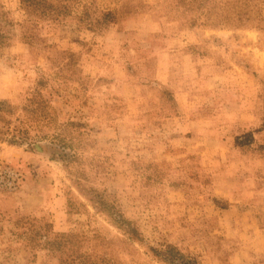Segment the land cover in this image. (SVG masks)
<instances>
[{
	"label": "rangeland",
	"instance_id": "rangeland-1",
	"mask_svg": "<svg viewBox=\"0 0 264 264\" xmlns=\"http://www.w3.org/2000/svg\"><path fill=\"white\" fill-rule=\"evenodd\" d=\"M84 1L44 16L0 0V168L20 173L0 190V264H62L54 241L118 264H166L165 245L264 264L257 8L244 24L237 0Z\"/></svg>",
	"mask_w": 264,
	"mask_h": 264
},
{
	"label": "trees",
	"instance_id": "trees-1",
	"mask_svg": "<svg viewBox=\"0 0 264 264\" xmlns=\"http://www.w3.org/2000/svg\"><path fill=\"white\" fill-rule=\"evenodd\" d=\"M69 0H59L58 4L52 5L50 0H21V4L24 5V7H37L39 6L42 10V14L45 16L50 15V11L55 10L57 15H63V14H70L68 11V8L77 6H82L84 8H88L89 3L85 2L84 0H75V3L69 4ZM182 4L189 5L188 1L181 0ZM241 5L237 4V6H241L242 11H239L238 13V21L243 22L245 24L246 20H249V17L245 15H248L249 12H252V8L254 6L257 8L258 13L260 15L259 20L264 21V16H262V4L264 3V0H237ZM226 3H229V1H224V6ZM196 5V7H208L209 11H214V8L217 6L216 0H192V6ZM190 8V7H189ZM232 6H229L228 9H231ZM112 11H106L103 13V17L107 19L108 17L112 16ZM230 19H227V23L231 24ZM219 22V21H217ZM214 22L212 23L214 26H217L218 24L222 25L224 22ZM9 36L5 35L4 31L2 32L0 30V46H4L8 43ZM247 136V135H246ZM247 139H237L236 143L239 145H245L252 142V135L249 133ZM115 222L118 224L119 227H123V229H126L127 232H129L133 237L136 235V229L133 227L130 223V221L126 220L125 218L119 217L114 219ZM68 237L65 234H61L60 238L65 239ZM65 241V240H64ZM68 240L66 239V242ZM50 246H57L58 249L61 250L62 253L66 254V257H63L61 259L62 264H118L114 261H110L108 259H100L99 261L92 259L89 255L86 254H80L76 253L74 249H69L70 252L67 253L65 248V244L61 246V242L57 243L56 241L52 242ZM155 255L158 256L160 260H162L166 264H199L196 258L186 255L185 253L181 252L179 249H177L173 245H165L161 249H156Z\"/></svg>",
	"mask_w": 264,
	"mask_h": 264
},
{
	"label": "built area",
	"instance_id": "built-area-1",
	"mask_svg": "<svg viewBox=\"0 0 264 264\" xmlns=\"http://www.w3.org/2000/svg\"><path fill=\"white\" fill-rule=\"evenodd\" d=\"M20 183V173L17 169L5 166L0 168V190L5 192L15 191Z\"/></svg>",
	"mask_w": 264,
	"mask_h": 264
}]
</instances>
